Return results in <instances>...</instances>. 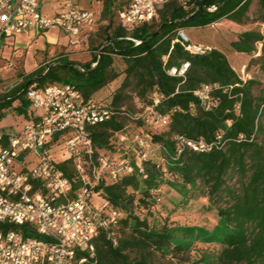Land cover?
Wrapping results in <instances>:
<instances>
[{"label":"trees","instance_id":"1","mask_svg":"<svg viewBox=\"0 0 264 264\" xmlns=\"http://www.w3.org/2000/svg\"><path fill=\"white\" fill-rule=\"evenodd\" d=\"M98 1L102 2L98 18L106 20L107 44L100 45L91 61L64 62L60 58L57 64L39 66L17 86L0 94L1 120L3 111L14 101L19 103L18 112L26 113L28 88L67 82L88 100L123 74L107 103L117 114L88 127L95 158L105 156L100 150L112 154L113 138L124 133V118L140 125L146 122L147 118L132 116L125 108L129 99L142 101L153 119L157 115L167 118L161 129L146 130L145 137L137 133L148 147L137 144L136 158L120 154V159L129 158L131 170L104 177L93 186L119 216L109 227L113 238L108 237V230L101 231L95 239L94 255H87L85 264H175L171 258L187 254V244L180 241L187 237L181 231L183 226L168 223L166 217L157 225L149 216L163 196L177 194L182 200L195 197V190L211 203L225 200L224 206H216L217 220L225 231L215 264H264V139L258 141L260 134L264 136V95L252 92L255 82L242 80L222 51L210 48L191 53L184 49L180 34L183 28L204 27L223 19L245 24L252 0H189L188 4L170 0L152 21L132 30L120 20L129 0ZM258 1L264 8V0ZM260 21L264 22V14ZM256 43L264 45V36L246 30L230 46L237 52L253 54ZM115 56L123 63L120 73L112 68ZM183 61L189 62L184 77L168 74L167 67ZM204 84H215L207 109L194 94ZM179 137L202 141L208 148L194 150L180 145ZM155 150L165 155L166 165L155 156ZM143 152L145 158H141ZM108 157L115 160L112 155ZM57 165L65 175L75 178L70 158ZM0 229L36 236L29 225L0 223Z\"/></svg>","mask_w":264,"mask_h":264},{"label":"built area","instance_id":"2","mask_svg":"<svg viewBox=\"0 0 264 264\" xmlns=\"http://www.w3.org/2000/svg\"><path fill=\"white\" fill-rule=\"evenodd\" d=\"M42 1L0 0V40L57 26L69 36L72 45L86 41L98 12L82 8L77 0H54L59 9L46 16L41 10ZM169 1L129 0L120 12L122 26L132 30L152 21ZM184 42L185 50L204 52ZM188 67L189 62L183 61L167 67V71L171 76L184 77ZM79 69L83 71L80 66ZM214 86L204 84L194 91L206 109L211 106ZM26 99V121L21 130H0V223L29 225L36 236L0 229V264H85L87 255H94L95 239L101 231L108 230V237L113 238L109 227L119 216L106 200L101 205L92 202L93 186L104 177H116L132 169L129 158L116 161L104 155L95 158L92 153L88 127L114 117L117 111L105 103L86 100L76 86L67 82L28 88ZM154 120L160 126L167 122L160 115ZM119 136L121 140L125 138ZM136 140L140 146L148 147L138 135ZM178 140L180 145L187 144L194 150L208 148L202 141L183 137ZM58 144H63L61 149L69 153L66 158L71 159L75 178L65 175L57 165L59 160L53 158L52 149ZM145 156L143 152L141 158Z\"/></svg>","mask_w":264,"mask_h":264},{"label":"rangeland","instance_id":"3","mask_svg":"<svg viewBox=\"0 0 264 264\" xmlns=\"http://www.w3.org/2000/svg\"><path fill=\"white\" fill-rule=\"evenodd\" d=\"M188 1L185 3L188 4ZM77 2L82 8L95 12H98L102 7V2L98 0H77ZM56 5L52 0L43 1L41 3L42 13L46 16L53 15ZM262 14H264V8H261L258 0H252L247 13L249 20L245 24H237L223 19L213 26L208 24L204 27L183 28L181 34L190 44L196 45L204 51L210 48L222 51L242 80L255 82L252 85V92L255 95H264V45L256 43L253 54L237 52L230 46V42L235 40L240 32L246 30H256L264 36V22L260 21ZM114 20L117 22L116 19ZM105 25L106 20L102 21L98 18L90 35H87L86 41L75 45L70 43L68 35L55 26L36 35L20 33L2 38L0 40V94L17 86L25 78V75L34 72L39 66L57 64L60 58L64 62L85 63L91 61L100 45L107 44L104 33ZM112 68L118 73L121 72L123 68L121 58L114 57ZM122 79L123 74L120 73L115 80L93 93L91 99L96 102L109 103L114 90L120 85ZM18 105L19 103L14 101L10 107L3 111L4 117L0 120V130L9 133L21 130L26 121L27 109L26 113H19L16 108ZM125 108L132 116L147 119L143 125H140L134 119L124 118V133L122 135L125 138L121 140L119 135L113 138L115 149L112 154L100 150L105 156L112 155L116 161L120 159V154L124 153L130 158H136L137 133L141 137H145L146 130L161 129V126L152 118L150 110L137 97L129 99ZM262 122H264V116ZM262 139L264 136L260 134L258 141L260 142ZM62 147L63 144H58L52 149L51 153L55 160L60 161L68 157L69 153L65 149H61ZM155 152V156L166 165L168 161L165 155L158 150ZM235 178L233 177V181ZM201 194V191L195 190V197L182 200L181 196L177 194L163 196L161 201L157 200L151 209L152 213L149 219L152 223L158 225L166 217L168 223L183 226L181 231H185L187 234V237L180 240L187 244V254L181 258L167 257L171 258L175 264H215L217 262L225 230L217 220L216 206H224L225 200L211 203L205 194ZM104 201L102 195L93 194L92 202L94 204L101 205Z\"/></svg>","mask_w":264,"mask_h":264},{"label":"crops","instance_id":"4","mask_svg":"<svg viewBox=\"0 0 264 264\" xmlns=\"http://www.w3.org/2000/svg\"><path fill=\"white\" fill-rule=\"evenodd\" d=\"M43 1H46V0H43ZM42 1V2H43ZM52 1H54V0H52ZM57 5H56V9H55V11H57L58 9H59V5H58V3L56 2V1H54ZM54 11V12H55ZM54 14V13H53ZM55 27H57V26H55ZM58 28V27H57ZM59 29V28H58ZM60 30V29H59ZM61 31V30H60ZM40 32H42V31H37V30H32L31 32H30V35H36V34H39ZM17 34H20V33H17ZM26 34V33H25ZM14 35H16V34H13V35H11V36H14ZM26 35H29V34H26Z\"/></svg>","mask_w":264,"mask_h":264}]
</instances>
